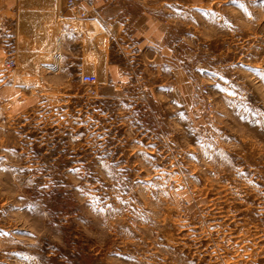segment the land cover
<instances>
[{
	"label": "rangeland",
	"instance_id": "374dc122",
	"mask_svg": "<svg viewBox=\"0 0 264 264\" xmlns=\"http://www.w3.org/2000/svg\"><path fill=\"white\" fill-rule=\"evenodd\" d=\"M144 1L94 87L55 0L0 22V264H264V0Z\"/></svg>",
	"mask_w": 264,
	"mask_h": 264
},
{
	"label": "crops",
	"instance_id": "0c3cea01",
	"mask_svg": "<svg viewBox=\"0 0 264 264\" xmlns=\"http://www.w3.org/2000/svg\"><path fill=\"white\" fill-rule=\"evenodd\" d=\"M55 1L57 15H70L64 10L63 0ZM93 2L99 15L98 26L106 36L107 45L110 46L106 60L113 61L112 54L115 52L112 47L122 41L144 58L149 54H153L154 57L167 54L168 47L164 43L167 38L166 27L152 15L150 1H147L148 4L144 0H93ZM43 10L48 13L51 7L48 6ZM17 16L15 0H0V22L12 27ZM62 27L68 28L64 25ZM73 35L75 34L68 29L64 36L72 37ZM80 35L82 40H79V54L82 61L84 34Z\"/></svg>",
	"mask_w": 264,
	"mask_h": 264
},
{
	"label": "built area",
	"instance_id": "2783aa9c",
	"mask_svg": "<svg viewBox=\"0 0 264 264\" xmlns=\"http://www.w3.org/2000/svg\"><path fill=\"white\" fill-rule=\"evenodd\" d=\"M64 10L70 13V16L80 21L81 26L87 32L84 33V44L82 48V71L80 81L82 84L94 87L98 83V76L94 73L93 61L97 50L107 46L106 36L98 26V13L93 0H63ZM63 21L64 18H60ZM62 26V25H61ZM68 26V25H64ZM85 62V68L83 69Z\"/></svg>",
	"mask_w": 264,
	"mask_h": 264
},
{
	"label": "snow or ice",
	"instance_id": "6c2138e0",
	"mask_svg": "<svg viewBox=\"0 0 264 264\" xmlns=\"http://www.w3.org/2000/svg\"><path fill=\"white\" fill-rule=\"evenodd\" d=\"M233 2H235V0H233Z\"/></svg>",
	"mask_w": 264,
	"mask_h": 264
}]
</instances>
